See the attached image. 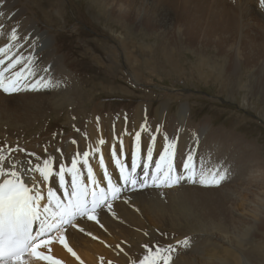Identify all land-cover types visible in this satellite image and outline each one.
I'll use <instances>...</instances> for the list:
<instances>
[{
	"label": "rangeland",
	"instance_id": "374dc122",
	"mask_svg": "<svg viewBox=\"0 0 264 264\" xmlns=\"http://www.w3.org/2000/svg\"><path fill=\"white\" fill-rule=\"evenodd\" d=\"M120 2L126 6H118ZM201 2L211 15L199 21L207 19L211 34H189L192 11L188 0H4L0 34H10L16 27L21 43L30 34L29 47L18 49L20 55L33 51L31 39L45 34L46 46L40 48L39 40L35 50L38 56L44 55L39 61L48 62L40 68L50 69L44 73L61 81L65 90L60 93L61 84L50 103L54 107L62 105L60 117H45L33 127L21 123L0 131L1 146L24 142L32 146L52 139L51 144L57 147L65 138L85 134L87 128L73 133L83 122L94 125L97 132L100 127H108L101 121L107 113L117 119L123 112L131 121L138 116L159 125L155 109L166 105L170 117L186 103L190 122L197 124L205 118L210 122L211 138L227 144L229 154L225 158L230 162L237 158L240 163L247 159L258 167L261 183L256 179L253 194L258 202L264 201V18L258 13L262 7L255 2L239 5L238 0L236 4L233 0ZM227 8L235 11L228 23L224 17ZM139 107L142 110L132 117L134 108ZM0 124L3 126L2 121ZM44 130L46 138L36 139L37 133ZM228 169L229 176H235L232 165ZM229 180L222 183L231 189L225 192V201L232 193V205L240 211L244 207L243 184ZM196 187L203 186L189 184L182 191L192 195L190 202L203 203L211 193L198 195L194 193ZM259 208L255 224L233 223L242 239L238 253L231 252L217 238L215 230L229 233L231 225L227 220L218 224L211 205L202 206L208 214L196 218L205 221L197 228L168 226L166 222L172 215H159L161 225L156 227V239L140 244V251L143 244L158 242L175 246L170 264H201L203 258L207 261L214 255L227 257L230 264H264V210ZM192 209L187 206L188 212ZM199 230L206 234L201 236ZM185 237L189 239L187 247L176 244ZM124 253L112 252L106 264L136 260L134 251ZM206 264H212L211 260Z\"/></svg>",
	"mask_w": 264,
	"mask_h": 264
},
{
	"label": "snow or ice",
	"instance_id": "6c2138e0",
	"mask_svg": "<svg viewBox=\"0 0 264 264\" xmlns=\"http://www.w3.org/2000/svg\"><path fill=\"white\" fill-rule=\"evenodd\" d=\"M3 3L4 0H0V5ZM259 3L264 8V0ZM3 15L0 11V16ZM40 39H31L33 52L25 57L13 51L21 48L22 43L17 28L11 29L8 44L0 47V90L4 93L39 92L61 86L62 82L54 81L50 75L47 78L40 75L42 70L35 54ZM23 40L28 41L29 37ZM18 65L23 66L13 71ZM49 71L43 69L45 73ZM142 133L149 134L146 144L142 142ZM126 135L132 138L130 152L124 145ZM158 135H163V143L156 154ZM178 137V131L173 137L163 132L160 125L153 132L146 122L134 134L125 129L113 137L108 163L102 152L106 144L103 138L97 139L94 145L89 144L82 152L77 151L70 160L60 148L55 149L59 155L54 156L45 148V155L40 156L19 146H0V264H63L51 254L53 243L62 245L83 264L70 246L68 230L75 229L92 239L99 238L86 232L80 226L81 221L94 222L104 229L100 216L107 213L118 218L114 204L118 201L130 203L131 193L153 188L163 195V189L183 183L219 186L228 179L227 167L218 164L209 168L202 157L197 163L196 147L181 153ZM194 139L198 146V137L194 135ZM71 143L75 145L77 141ZM116 144H119L118 150ZM17 153H22L23 158L17 159ZM97 157L98 170H94L90 160ZM176 244L187 247L189 239L185 237ZM116 248L124 253L120 244ZM142 248L143 254L136 260L130 259L129 264H170L176 251L174 245L158 242L143 244ZM100 259L103 261V257Z\"/></svg>",
	"mask_w": 264,
	"mask_h": 264
},
{
	"label": "bare ground",
	"instance_id": "6f19581e",
	"mask_svg": "<svg viewBox=\"0 0 264 264\" xmlns=\"http://www.w3.org/2000/svg\"><path fill=\"white\" fill-rule=\"evenodd\" d=\"M188 1L191 4L190 6L192 11V13L189 14L188 18L189 34H211L210 28L207 26V19L199 21L200 17H208L209 15H211V10L207 6L202 5L201 0ZM249 2H255L259 4V0H238L239 5H246ZM53 3L55 6L56 3ZM233 3H235V0H233ZM118 6L126 5L125 3L120 2L118 3ZM1 10L2 9L0 5V11ZM255 11L258 10L255 9ZM225 13L227 14L224 15L225 22L228 23L231 17L234 16L235 11L232 8H227V11H225ZM258 13L261 17L264 18V8L259 10ZM214 23L217 24L218 22L215 21ZM261 32L264 34V29H261ZM29 35L30 34H28V36ZM8 36L9 34H0V47H4L7 44L6 42H9ZM39 36L41 38L40 45L42 44L40 48L43 49L46 46V42L48 41L45 39V34H39ZM28 43L29 41H24L22 43V47L19 49H27L29 47ZM13 51L18 54V49H14ZM32 52L33 51L28 52V54L23 56L27 57L32 54ZM43 56L44 55L38 56L36 54L37 63L39 64V66H41V68L45 67L48 63L42 60L39 61V58L41 59ZM7 63L8 61L5 62V66L7 65ZM22 66L23 65H18L15 69H13V71H18ZM40 75H43L45 76V78H47V75L43 71H41ZM51 78L53 79L52 76ZM60 89L61 86L55 89H51L49 90L51 91L49 94H45L44 92L46 91H21L19 93L6 94L2 90H0V121L3 122V126L0 124V131L13 129L16 125H19L21 123H23L24 126L33 127L45 117H48V119L53 115L60 117L59 108L62 105L57 107L50 105L51 101L53 100V93L59 91ZM64 90L65 87L62 83V91L60 93H62ZM168 108L166 105H160L158 109H155V114L157 117L156 120L159 121V125L161 126L162 131L168 133L173 137L175 136L177 131L179 132L178 149L181 153L185 152L189 148L196 147L198 155L197 163H199V158L202 157L206 163V166L209 168H213L218 164H221L227 168L229 165H232L235 176L230 175L227 181L229 179V181L238 180L239 182H241V184H243L241 188L243 190L242 192H244L245 194L241 199V203L244 207L240 211H238V209L234 205H232V193L230 194V200L228 202L225 201V192L227 190L230 191L231 189L230 186L225 187L222 184L219 186H211L213 187V189H207L206 186H203L202 188L196 187L194 193L198 195H206V193L208 192L211 193L203 203L194 202V200L190 202V197L192 195H185L183 193V187L187 186L188 188V183H183L182 185L173 186L171 188H165L169 190L163 189L165 190L163 192V195L159 193L160 190L153 188L145 189L136 193H131L129 194L131 196L130 203L125 204L122 201H118L114 204V211L116 212L118 218H114L107 213H104L100 216V220L104 225V229L99 228V226L94 222H80V226L83 227L86 232H91L99 239H92L89 235L81 233L75 229L68 230L67 237L70 241V246L80 257V260L83 261V264H106L105 260L112 255V252L115 255L121 253L120 250L116 248L117 244H120L124 251H134L136 259H138L137 257L143 254L141 253L143 251H140V244L146 243L150 238L156 239V227L161 225V218L159 217V215H172L171 218H168L169 221L166 222L168 226H177L181 224L187 228H197L205 224L204 220L197 221L196 218L198 219V217H200L201 215L208 214V212L202 210V206L206 205H211L213 207L215 215L217 214V217L214 216V220L217 221L218 224L221 222V220H227L230 222L231 231H229V233H223L216 230L215 232L218 234L217 238L221 243L231 248L229 249L231 252L238 253L237 251L241 250L240 240L242 239L238 238L236 225H234L233 223L236 222L244 226L246 224H255L259 218V215L256 213V209L260 207L262 210H264V201L258 202V196H254L253 194V189L256 187V179L261 183V174L260 172L258 173V167L253 165L252 162L248 161L247 159L240 163L239 161H237V158L231 159V162L229 159L225 158V156L229 154V152H226L228 151L227 144L225 142L219 141L218 139L214 140L213 138H211L209 133L210 122L205 118L198 121L197 124L191 123L188 117L189 108L186 103L181 104L178 114H173L170 117L167 116L166 112ZM139 109L142 110L141 107L134 108V113L130 115L132 117L136 114L138 115ZM145 110L144 111L147 112L148 109L146 108ZM109 114L110 113H107L108 116L105 117L104 115L101 118L102 124L108 125V127H100L99 132L94 129V125L89 124L87 121L81 124L78 129H80L81 131L83 130V128H87L85 130L87 138H85L84 133L81 136L77 135L73 138H65L59 141L57 147L56 145L51 144L52 139H49L48 143L43 144H34L30 146L24 142L13 145L11 144L10 147L14 148L16 146H19L21 148H24L28 152H35L40 156L45 155V148H47L48 152L53 154L54 156L59 155L58 153H55V149L60 148L61 151L65 153L67 158L70 160L71 155H74L77 151L82 152L87 148L89 144L94 145L97 139L103 138L105 139L106 144L102 146V152L105 157L106 163H108L110 157V149L114 143L113 137L118 136L125 129L134 134V131L139 130L141 124L145 123L142 117L138 116H135V120L131 121V119L127 118L125 113L123 112L120 114L118 113L117 119H115V116ZM27 116H29V118H27ZM148 120L150 119L148 118ZM146 123L153 132L158 125L156 123L153 124L151 120L147 121ZM51 128L52 127H48V129ZM190 129H192V132L190 131ZM73 133L78 134L79 132L74 130ZM45 134L46 130H44L43 133H37L36 139H45ZM194 135L199 139L198 146L195 144ZM149 139L150 137L148 133H142L143 143L146 144ZM72 140H76L77 143L75 145L72 144ZM162 143L163 135H158L156 142V154H158L159 148L162 147ZM2 144L3 142L0 139V146ZM124 145L126 151L130 152L132 145L131 136H124ZM116 147L118 150L119 144H116ZM22 158L23 154L17 153V159ZM232 160H234L233 163ZM180 162L181 161L178 156L177 163L179 164ZM90 163L94 166V170H98V157L91 159ZM164 194L166 195L164 196ZM173 195L174 197H171ZM184 200L185 202H183ZM188 205L193 206L194 209L188 212ZM180 212H182L183 214L180 215ZM144 233L148 234L146 235L147 237L144 235ZM199 233L201 234V236L202 234H206L205 230H199ZM211 235L213 236V234ZM101 241H104V243H101ZM106 245H109L110 247ZM51 247V254L62 260L63 264H80V261H78L70 253H68L67 250L64 249L63 246L59 243H53ZM41 250L47 251L46 249ZM101 257H103V261H101ZM202 260L203 263L201 264H206L209 260H211L212 264H215V262L216 264H230L229 259L224 256L216 257L214 255L213 259L209 258V260L206 261L205 257ZM34 264H44V262H34Z\"/></svg>",
	"mask_w": 264,
	"mask_h": 264
}]
</instances>
